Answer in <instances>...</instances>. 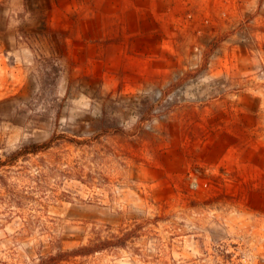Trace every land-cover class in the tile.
<instances>
[{
    "label": "rangeland",
    "instance_id": "374dc122",
    "mask_svg": "<svg viewBox=\"0 0 264 264\" xmlns=\"http://www.w3.org/2000/svg\"><path fill=\"white\" fill-rule=\"evenodd\" d=\"M53 134L0 264H264V0H0V159Z\"/></svg>",
    "mask_w": 264,
    "mask_h": 264
},
{
    "label": "trees",
    "instance_id": "16d2710c",
    "mask_svg": "<svg viewBox=\"0 0 264 264\" xmlns=\"http://www.w3.org/2000/svg\"><path fill=\"white\" fill-rule=\"evenodd\" d=\"M57 139L66 140L63 134H53L47 142L23 145L6 156L4 160L0 159V202L6 206L7 220L28 206L32 207V211L42 214L35 196L50 189L52 185L58 184V182L52 184L51 179L53 176L60 179L62 172L56 164L50 165L43 161L42 164L31 163L29 158L48 152L56 146ZM65 142L76 143L74 140ZM68 173L65 172L63 175H68L66 177L70 178L71 174ZM42 216L47 217L46 214ZM132 233L126 232L121 236L111 234L104 238H101L98 233V236L87 244L72 249H63L61 242L53 239V252L38 256L36 264H60L70 259L91 256L110 248H122L133 237Z\"/></svg>",
    "mask_w": 264,
    "mask_h": 264
}]
</instances>
